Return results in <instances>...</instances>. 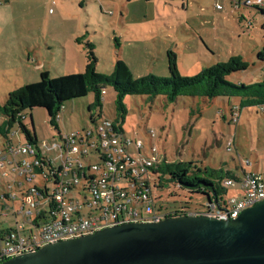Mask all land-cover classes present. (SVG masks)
<instances>
[{
  "label": "rangeland",
  "instance_id": "obj_1",
  "mask_svg": "<svg viewBox=\"0 0 264 264\" xmlns=\"http://www.w3.org/2000/svg\"><path fill=\"white\" fill-rule=\"evenodd\" d=\"M242 1L0 0V128L7 127L1 107L11 92L40 81L43 72L50 78L82 73L90 53L97 58L99 74L112 75L120 60L135 78L169 77L168 52L176 54L180 73L189 77L232 56H242L249 68L232 74L229 80L236 84L264 81V61L258 59L264 50V15L245 8ZM237 2H242L239 8L234 7ZM218 5L223 9L218 10ZM105 91L102 105L92 110L93 93L65 103L55 128L44 108L23 113L25 123L31 128L34 125L38 145L47 157L58 156L49 147L54 139L59 141L60 132L93 126V115L96 122L114 121L130 140L143 139L149 153L150 146L156 145L160 157L168 162H194L197 167L237 177L245 172L264 177V113L260 107L242 109L237 122L235 110L230 111L239 105L237 97H180L171 103L161 97L133 95L124 97L123 114L117 108L114 89ZM151 130L156 133L153 140ZM8 138L17 146L26 142L18 123L9 130ZM130 149L136 152L134 143ZM88 156L92 164L99 159L91 150ZM153 176V198L165 210H208L207 195L179 187L168 174ZM159 181L162 187L156 188L154 183ZM38 183L43 181L39 178ZM5 190L0 182V192ZM72 195L81 198L76 190ZM224 196L240 197V187H231ZM4 219L0 220L4 228L14 226L11 216L10 223H3Z\"/></svg>",
  "mask_w": 264,
  "mask_h": 264
},
{
  "label": "built area",
  "instance_id": "obj_2",
  "mask_svg": "<svg viewBox=\"0 0 264 264\" xmlns=\"http://www.w3.org/2000/svg\"><path fill=\"white\" fill-rule=\"evenodd\" d=\"M242 2L247 7H264V0ZM216 8L223 9L221 5ZM149 137L155 139L156 133L151 130ZM131 143L136 152L131 151ZM49 149L58 156L46 162L30 144L17 146L11 139L0 137V182L6 186L0 192V220L14 221L9 228L0 222V263L49 244L127 223H153L184 215L235 219L264 200L263 175L245 172L237 181L224 182L228 192L239 186L240 197L223 196L219 202L207 204L205 213L165 210L151 192V170L162 160L158 147L151 145L149 153L143 139L130 140L109 119L72 133L60 132L59 141L54 139ZM89 150L99 157L95 164ZM42 154L46 155L43 149ZM82 160L89 162L88 166ZM39 178L43 184L38 183ZM75 190L80 199L73 197Z\"/></svg>",
  "mask_w": 264,
  "mask_h": 264
},
{
  "label": "trees",
  "instance_id": "obj_3",
  "mask_svg": "<svg viewBox=\"0 0 264 264\" xmlns=\"http://www.w3.org/2000/svg\"><path fill=\"white\" fill-rule=\"evenodd\" d=\"M259 10L264 14V10ZM258 59L264 61V50L258 53ZM97 62L94 54L90 53L89 63L82 73L50 78L47 72H43L40 81L24 85L11 92L7 102L1 107L2 113L7 117V127L0 128V137L8 138L9 130L18 123L26 137L25 143L36 149L39 158L50 162L49 157L42 154V149L38 145L34 125L31 128L25 123L23 113L28 109L44 108L48 112L51 123L57 127V120L60 119L59 112L64 108L65 103L93 93L95 103L90 106L92 110L102 105L107 87L113 88L116 92L117 108L123 114L126 113L124 97L133 95L147 96L149 99L161 97L171 103L176 102L180 97H199L210 100L218 97H237L240 98L239 105L232 106L230 109L231 112L235 110L238 115L237 122L240 111L244 108L260 107L261 112L264 113V81L254 84H236L229 80L232 74L249 68V63L242 56H232L228 61L205 68L193 77L182 76L178 68L177 56L172 52H168L169 77L149 75L135 78L129 66L120 60L114 66L112 75L107 76L97 72L95 68ZM91 121L96 125L93 115ZM112 122L116 127V123ZM231 146L232 143L228 144V149H231ZM151 171L154 176L170 175L172 181L179 183V187L189 189L191 192H201L208 196L210 202H219L228 193V189L224 186L226 180L237 181L239 178L231 172L197 167L194 162H168L166 157L162 158ZM154 186L161 188L162 183L155 182Z\"/></svg>",
  "mask_w": 264,
  "mask_h": 264
},
{
  "label": "water",
  "instance_id": "obj_4",
  "mask_svg": "<svg viewBox=\"0 0 264 264\" xmlns=\"http://www.w3.org/2000/svg\"><path fill=\"white\" fill-rule=\"evenodd\" d=\"M0 264H264V200L235 219L184 215L127 223Z\"/></svg>",
  "mask_w": 264,
  "mask_h": 264
},
{
  "label": "crops",
  "instance_id": "obj_5",
  "mask_svg": "<svg viewBox=\"0 0 264 264\" xmlns=\"http://www.w3.org/2000/svg\"><path fill=\"white\" fill-rule=\"evenodd\" d=\"M235 5L236 4H234V7H235ZM245 8H248V9H257V10H259V9H262V10H264V7L263 8H254V7H247V6H245ZM260 11V10H259ZM262 13V12H261ZM263 14V13H262ZM264 15V14H263ZM229 193V192H228Z\"/></svg>",
  "mask_w": 264,
  "mask_h": 264
}]
</instances>
